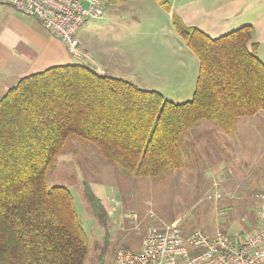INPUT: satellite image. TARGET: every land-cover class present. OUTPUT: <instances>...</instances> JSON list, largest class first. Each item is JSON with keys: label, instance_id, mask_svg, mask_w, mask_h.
<instances>
[{"label": "trees", "instance_id": "obj_1", "mask_svg": "<svg viewBox=\"0 0 264 264\" xmlns=\"http://www.w3.org/2000/svg\"><path fill=\"white\" fill-rule=\"evenodd\" d=\"M173 23L199 60L190 100H169L84 63L29 74L0 97V264H85L88 237L73 194L47 183L72 138L93 144L126 175L160 177L185 167L183 137L199 123L228 134L237 118L264 111L252 25L212 37L178 15ZM85 192L100 215V200L90 186Z\"/></svg>", "mask_w": 264, "mask_h": 264}, {"label": "rangeland", "instance_id": "obj_2", "mask_svg": "<svg viewBox=\"0 0 264 264\" xmlns=\"http://www.w3.org/2000/svg\"><path fill=\"white\" fill-rule=\"evenodd\" d=\"M168 1L172 5L173 0ZM104 3V17H89L79 34L90 54L107 51L114 76L158 90L175 102L190 100L199 60L176 31L171 9L158 0H121L115 5L104 0ZM125 57L129 62L122 61ZM89 58V66L109 74L98 70L92 57ZM188 159L184 168L171 170L164 176L137 177L126 175L108 163L93 144L79 137L71 139L48 171L47 183L65 185L73 194L78 218L88 237L85 264H113L117 251H140L152 226L178 223L185 234L220 227L223 218L217 214L219 197L215 196L220 192L213 184L212 161ZM86 185L100 200V215L93 211Z\"/></svg>", "mask_w": 264, "mask_h": 264}, {"label": "crops", "instance_id": "obj_3", "mask_svg": "<svg viewBox=\"0 0 264 264\" xmlns=\"http://www.w3.org/2000/svg\"><path fill=\"white\" fill-rule=\"evenodd\" d=\"M170 12L212 37L252 25V43L257 44V54L264 62V0H173ZM82 28L77 33L80 50L92 57L98 70L111 74V55L105 50L90 54L79 37ZM122 61L129 62L126 57ZM69 63L89 65L90 58L86 62L72 55L35 16L0 4V97L29 74ZM183 145L186 161H212L213 184L222 193L216 198L217 214L223 218L220 227L202 232L213 236L221 230L241 239L254 231L258 224L256 209L264 202L258 196L264 193V112L237 119L229 134L212 123L201 122L185 135ZM231 230L233 233L228 232Z\"/></svg>", "mask_w": 264, "mask_h": 264}, {"label": "built area", "instance_id": "obj_4", "mask_svg": "<svg viewBox=\"0 0 264 264\" xmlns=\"http://www.w3.org/2000/svg\"><path fill=\"white\" fill-rule=\"evenodd\" d=\"M0 4L35 16L72 55L86 62L89 56L80 50L77 33L89 17L102 18L105 12L103 0H0ZM260 197L264 199V193ZM257 220V228L241 239L221 230L213 236L200 230L185 234L178 223L152 226L140 251H117L113 264H264V204Z\"/></svg>", "mask_w": 264, "mask_h": 264}]
</instances>
